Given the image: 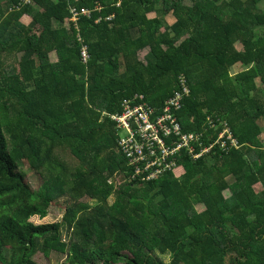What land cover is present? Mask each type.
<instances>
[{
  "label": "trees",
  "instance_id": "1",
  "mask_svg": "<svg viewBox=\"0 0 264 264\" xmlns=\"http://www.w3.org/2000/svg\"><path fill=\"white\" fill-rule=\"evenodd\" d=\"M22 1L0 0V264L52 253L66 264H264L262 0ZM71 6L89 17L73 25ZM180 76L183 132L219 117L240 147L130 180L110 115L134 94L160 111ZM22 163L42 177L37 190ZM63 198L61 223H31Z\"/></svg>",
  "mask_w": 264,
  "mask_h": 264
},
{
  "label": "built area",
  "instance_id": "2",
  "mask_svg": "<svg viewBox=\"0 0 264 264\" xmlns=\"http://www.w3.org/2000/svg\"><path fill=\"white\" fill-rule=\"evenodd\" d=\"M34 0H23L22 4H32ZM119 5V4H118ZM70 22L75 25L80 17H89L90 11L69 8ZM114 16L105 18L112 20ZM100 18L95 23L100 22ZM76 28V27H75ZM77 31V30H76ZM80 42V39L78 38ZM82 63L88 60L85 47L81 49ZM190 94L187 80L179 77V88L165 100L160 111L150 106L142 94H134L122 102L120 113L110 115L116 125L118 152L125 158L129 167V179L138 181L156 180L162 175L176 172L182 154L198 160L214 154L218 147L223 154L231 149H239L231 128L225 120L211 115L206 118L205 132L185 134L178 120V112L183 108L185 97ZM221 129L216 141L202 143L208 130ZM198 150V151H197Z\"/></svg>",
  "mask_w": 264,
  "mask_h": 264
},
{
  "label": "rangeland",
  "instance_id": "3",
  "mask_svg": "<svg viewBox=\"0 0 264 264\" xmlns=\"http://www.w3.org/2000/svg\"><path fill=\"white\" fill-rule=\"evenodd\" d=\"M262 8H264V0H262V4H261ZM154 14H149L148 17H153ZM166 22L168 24H172L175 19L173 16H167L166 18ZM29 20V21H27ZM22 22H24L25 24H28L30 22V18L29 19H24L22 18ZM28 22V23H26ZM236 48L238 51L242 50V46L240 44L236 45ZM146 54V51H143L141 53H139V60L143 61L144 56ZM12 63H14V61L12 60ZM244 67L243 66H234L232 69V74L234 75L235 73L243 70ZM260 140L262 141V144L264 146V134L260 137ZM65 157L68 159V162H74L75 160L72 158H70L68 155H65ZM21 170H23L26 174H27V178L28 181L30 182L32 188L34 190H37L41 184H42V177L40 175H37L35 173H33L31 170H29L28 165L26 163H22L20 166ZM119 178V177H118ZM66 198H63L61 200L58 201V203H56L54 206H52L49 209V215L47 218L41 220L38 217L32 218L30 221L31 223L35 224V225H48V224H58L62 222L64 213H65V206L67 205L66 202ZM84 202H89L90 204L91 201H89L88 199L84 198L83 199ZM113 201V197H110L108 202L112 203ZM63 240L67 243L70 240V235L69 232L67 230L64 229L63 231ZM34 260L38 263V264H66V256L57 254V253H52L49 258H45L42 256V254H38L35 256ZM161 260L165 263H169L171 261L169 256H165V257H161Z\"/></svg>",
  "mask_w": 264,
  "mask_h": 264
},
{
  "label": "crops",
  "instance_id": "4",
  "mask_svg": "<svg viewBox=\"0 0 264 264\" xmlns=\"http://www.w3.org/2000/svg\"><path fill=\"white\" fill-rule=\"evenodd\" d=\"M23 18H24V19H29V18H30V22H31V17H29V16H24ZM27 21H29V20H27ZM30 22H29V23H30ZM23 23H24V22H23ZM26 23H28V22H26ZM29 23H28V24H29ZM24 24H25V23H24Z\"/></svg>",
  "mask_w": 264,
  "mask_h": 264
}]
</instances>
